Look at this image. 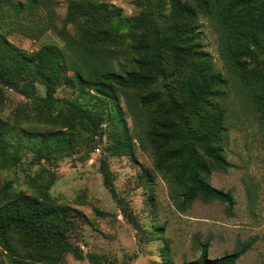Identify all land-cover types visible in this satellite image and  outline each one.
<instances>
[{
	"label": "trees",
	"instance_id": "obj_1",
	"mask_svg": "<svg viewBox=\"0 0 264 264\" xmlns=\"http://www.w3.org/2000/svg\"><path fill=\"white\" fill-rule=\"evenodd\" d=\"M24 1L0 0V7L19 17L27 9L30 13L50 11L53 4L51 0ZM138 4L140 15L126 17L122 8L105 0H71L58 33L65 42L63 47L46 44L27 52L1 32L0 106L4 101L1 89L5 88L39 101V106H57L53 96L38 95L35 84L44 81L54 89L63 82L64 74L71 73L66 84L79 96L112 105L118 113L113 138L120 156L132 151L134 140L122 117L121 99L133 112L138 109V140L149 145L155 168L169 184L180 210L200 200L222 203L232 212L234 196L213 187L210 180L214 171L227 172L231 167L226 154L228 108L224 105L231 79L249 98L264 125V0H139ZM200 18L214 25L231 79L216 67L201 44ZM68 25L75 27L74 36ZM64 103L80 106L70 100ZM72 112L78 115L71 120L62 110L55 118L64 123L66 131L46 133L21 130V122L9 123L0 117V168L15 165L17 150L12 153L11 147L15 148L13 140L19 131L32 149L50 159L59 151L72 149L75 135L82 130L89 127L87 131L96 133L103 121L89 110L73 108ZM79 124L86 127L75 133ZM120 124L124 125L121 131ZM101 172L116 199L108 161H102ZM13 189L11 181L0 189V246L9 264H60L68 253L84 258L71 238L72 208ZM120 207L138 228L127 204L121 201ZM255 241L252 238L238 251L215 259L208 254L210 242H198L200 256L183 264H237ZM164 249L165 263L174 264L168 242ZM88 258L101 264L96 255Z\"/></svg>",
	"mask_w": 264,
	"mask_h": 264
},
{
	"label": "rangeland",
	"instance_id": "obj_2",
	"mask_svg": "<svg viewBox=\"0 0 264 264\" xmlns=\"http://www.w3.org/2000/svg\"><path fill=\"white\" fill-rule=\"evenodd\" d=\"M51 1L50 11L30 13L27 9L19 17L0 7V33L27 52L46 44L63 47L65 42L58 33L71 0ZM105 2L122 8L126 17H137L142 11L139 0ZM200 24H203L201 44L212 55L216 67L231 79L219 51L214 25L205 18H200ZM67 30L75 35L74 26L68 25ZM70 75L64 74L63 82L54 89L44 81L35 84L36 93L43 98L53 96L57 106H39V101L9 88L1 89L4 101L0 106L1 119L21 122V130L34 133L62 131L64 123L60 119L55 121L61 110L67 120L77 117L73 108L89 110L103 120L96 133L87 131L89 127L82 130L85 125H76L75 133L82 131L75 135V146L57 152L50 159L32 149L24 132L19 131L13 140L15 148L11 147L12 153L17 150L15 165L0 168V189L11 181L15 191L51 198L72 208L71 238L82 249L84 258L68 253L60 264H93L88 258L90 254L98 256L101 264H166L167 242L169 258L174 264H183L200 256L198 242H210L208 254L215 259L238 251L242 243L252 238H256L255 243L237 264H264V125L236 81L231 79L224 103L229 128L226 154L231 167L227 172L214 171L210 180L213 187L230 192L236 205L230 212L222 203L198 200L182 211L172 198L169 184L156 170L149 145L138 140L141 132L138 109L133 112L126 100L121 99L122 117L134 140L132 151L120 156L115 152L113 138L118 113L112 110V105L103 106L86 95L79 96L77 90L66 84ZM64 100L80 106H65ZM123 126L120 124L119 131ZM104 160L113 173L116 199L104 182L101 172ZM121 201L127 204L138 228L124 216ZM0 264H9L1 246Z\"/></svg>",
	"mask_w": 264,
	"mask_h": 264
}]
</instances>
